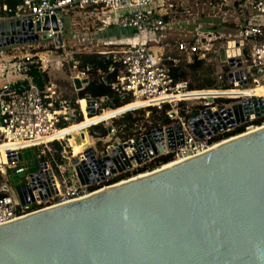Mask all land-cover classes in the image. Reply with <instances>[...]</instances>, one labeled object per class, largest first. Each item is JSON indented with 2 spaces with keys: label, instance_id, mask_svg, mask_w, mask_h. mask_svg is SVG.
Masks as SVG:
<instances>
[{
  "label": "built area",
  "instance_id": "1",
  "mask_svg": "<svg viewBox=\"0 0 264 264\" xmlns=\"http://www.w3.org/2000/svg\"><path fill=\"white\" fill-rule=\"evenodd\" d=\"M232 1L237 0H218V3L229 6ZM246 1L254 5L260 15L252 16L238 33L228 36L226 45L222 48L227 50L229 42L242 41L244 47L240 50L246 52L248 60L243 55L238 56L237 51L234 56H227V62L222 66L229 67V72L225 74L228 88L216 87L203 91H246L251 84L264 85V0ZM70 9L92 10L103 26H114L134 33L132 39L105 45L104 49H113L112 60L119 66V75L111 85L112 90L120 97L132 98L131 104L127 106L138 105V108L129 113L141 109L147 111L143 122L135 126L131 136L125 138L120 136L123 128L114 125L110 126L112 134L101 136L98 132L91 133L94 127L103 122L87 126L84 131L79 130L73 136L63 134L72 126L84 125L87 119L93 120L107 111L115 110L103 106L108 103L107 98L95 100L86 97L82 100L77 99L73 104L54 82H48L44 90H41L30 73L34 57L29 54L22 56L16 54L24 49V45L0 49L2 60L6 59V53L3 51L11 49L12 55L11 60L0 65V79L3 80L0 85V149L6 145L10 146L8 150H0V225L148 175L164 165L142 173L140 170L149 167L159 158L172 156L173 159L168 164L180 162L231 139L230 137L214 140L217 136L232 131L233 128L211 136L207 135L206 129L211 133V127L223 121L219 111L232 109L240 104L241 99L217 97L196 98L190 101L185 97L203 91H188L185 83L173 85L168 68V63L180 62L172 57L174 54L178 58H184L189 64L195 57L206 63H213L215 60L220 63V48L214 51L212 46L218 38L198 32L193 40L175 44L173 51H166L162 46L157 48L152 46L153 44L158 46L160 42L157 39L168 30L175 9L173 0H21L13 7L5 3L0 4V24L29 19L37 21ZM239 57L241 67L232 70L229 60ZM71 70L73 85L76 79L89 81L87 71L80 70L78 62H72ZM241 70L245 71L249 85L245 88L230 89L229 74ZM98 74L103 75L101 71H98ZM217 82L224 83L222 73L217 75ZM87 84L83 85L80 91L84 90ZM223 100H231L232 103L225 104ZM93 101L97 103L95 107L97 115L88 117L85 115L89 109L87 103ZM83 102L85 107L82 105ZM166 106L168 107L166 114L171 123L164 125L152 122L150 110L162 111ZM99 111H103V114H99ZM125 113L128 112L123 114ZM79 115L83 116V120L76 123ZM198 117L201 118V123L197 122ZM205 118H208L211 126ZM258 120L263 122L260 126L251 125L253 130L264 126V117L249 124ZM169 129H174L171 139L167 133ZM196 129L201 132L199 136L195 134ZM180 133L183 134V146L178 148ZM75 137H81L83 143L76 145ZM169 142L176 147L174 150L169 149ZM125 146L129 147V152ZM30 148L39 151L40 170L28 175L19 165V156L22 151ZM149 151L153 154L152 157H149ZM145 156L147 159L138 162L137 166L131 165L132 160L138 161ZM106 160L111 161L113 167L126 163H130V167L107 177L104 172L109 167H102L99 164L100 161ZM11 168L14 170L12 174L9 171ZM79 169L88 184L81 183ZM21 174L25 176L21 178L22 184L19 186H28L33 197V202L24 205L12 183V178L18 180ZM123 175L129 177L120 180ZM27 193L23 194V197Z\"/></svg>",
  "mask_w": 264,
  "mask_h": 264
},
{
  "label": "water",
  "instance_id": "2",
  "mask_svg": "<svg viewBox=\"0 0 264 264\" xmlns=\"http://www.w3.org/2000/svg\"><path fill=\"white\" fill-rule=\"evenodd\" d=\"M41 40L64 47L57 15L0 24V49ZM243 47L242 41L229 42L219 51L220 63L236 51L248 60ZM229 63L232 70L241 67L240 57ZM87 82L74 80L76 90ZM248 85L244 70L229 74L230 89ZM87 106L85 115L96 116L97 103ZM219 115L223 121L211 133L206 129L208 136L264 117V99H241ZM173 130L167 132L170 139ZM252 131L141 178L0 225V264H264V126ZM99 164L109 167L107 177L130 167ZM78 174L83 185L89 183L80 169ZM16 191L23 205L33 202L28 186Z\"/></svg>",
  "mask_w": 264,
  "mask_h": 264
},
{
  "label": "rangeland",
  "instance_id": "3",
  "mask_svg": "<svg viewBox=\"0 0 264 264\" xmlns=\"http://www.w3.org/2000/svg\"><path fill=\"white\" fill-rule=\"evenodd\" d=\"M175 1V9L172 13V18H170L168 30L162 37H160V39H157L160 42L158 46L155 44L152 45L154 48L162 46V48H164L166 51H173L175 44L183 41H191L197 36L199 32L204 35H213L218 38V40L214 41L212 45L214 47V51H216L218 48L221 49L224 45H226L228 36H234L236 33H238L239 29L244 26L245 20L249 15L248 10L241 12L239 8V5L243 4L242 2H244V0L242 2L241 0L232 1L229 6H223L219 4L218 0ZM63 15V12L57 13L61 24L63 40L66 42H64V46L68 48V51H65L64 48L57 50L50 41L41 40L38 43L24 45L23 50L21 49L20 52L15 53L19 56L29 54L32 57L37 58L38 63H40V67H42V70L46 72L50 80L59 84L64 96L70 97L72 96L73 92L68 85V82H70L69 79H71L73 73L71 70L73 56L79 53H92L98 51L103 52L105 50H103L102 47L100 50H97L98 48H96L94 42H91L90 38L86 41L79 38V40H77L78 43H75L71 28V19L66 18ZM76 20L80 25L79 27L89 29L83 31L84 33H93L97 28L100 27L98 19L94 16L89 19L79 16ZM13 48H15V46ZM40 49H42V51H39ZM10 50L5 51L6 59L2 60L0 58V65L6 64L7 61L11 60L12 55L10 54ZM214 62L217 66V76L222 73V65L218 60H215ZM262 88H264V85L251 84L248 86L247 90L253 91ZM235 102L236 101H233V103ZM135 112L136 111L130 113ZM106 113H108V111ZM123 116L124 114L116 117L115 119L107 120L100 125L109 129L110 126L113 125L114 120H118ZM75 143L76 145H80L83 143V139L81 137H75ZM21 156L22 161L19 165H21L28 175L35 174L40 170L38 149H26L21 152ZM9 171L12 174L14 170L11 168ZM21 184V178L13 183L15 187Z\"/></svg>",
  "mask_w": 264,
  "mask_h": 264
},
{
  "label": "trees",
  "instance_id": "4",
  "mask_svg": "<svg viewBox=\"0 0 264 264\" xmlns=\"http://www.w3.org/2000/svg\"><path fill=\"white\" fill-rule=\"evenodd\" d=\"M21 0H0V4H7L10 7H13L20 3ZM167 21V20H166ZM113 49H105L103 52H92V53H79L73 56L72 62L79 63L80 70H86L89 75V81L84 90L78 93L77 98L72 100L73 104L77 99H85L90 97L92 99L98 100L101 98H107L108 103L105 104V108L113 106L115 111L119 114L124 112L132 111L138 106H127L131 104L132 98L130 96L120 97L115 91L112 90L111 85L116 81L117 76L119 75V66L112 60L111 51ZM39 51H42L40 49ZM173 58H176L180 62L178 64L168 63V68L171 75V81L173 85L180 83L187 84L188 91H203V90H213L216 87L228 88L226 83L225 74L229 72L228 66H222V77L224 78V83L218 84L216 69L217 66L215 62L206 63L205 61L195 57L191 64L187 63L184 58H178L176 54L172 55ZM98 71L103 73L102 76L98 74ZM31 76L37 81L38 86L41 90H44L45 84L48 81V76L45 72L41 70L40 63H38L37 58L32 59L31 64ZM206 91L200 93L191 94L192 97H200ZM224 92V93H230ZM236 98V96H232ZM231 98V97H230ZM225 104L231 103V100H223ZM127 106V107H125ZM124 107V108H123ZM122 108V109H120ZM78 109V107H77ZM119 109V110H117ZM151 108H149L150 110ZM147 110H138L135 113H126L123 117L118 120L113 121V125L117 128L122 127L123 130L120 133L122 138L132 135V131L136 125L140 124L144 120V115ZM151 121L155 124L162 123L168 125L171 123L169 116L166 114L168 107L166 106L162 111L157 109H151ZM183 114V113H182ZM136 115V117H134ZM185 116V114H183ZM189 117V116H186ZM83 116L79 115L75 120L76 123L82 122ZM98 118L93 120L87 119L86 123L88 126L92 124H97ZM263 120H258L252 124H246L237 129H233L225 134L217 136L214 140L218 141L221 139H226L234 137L236 135L242 134L246 131L248 126H260ZM147 126V125H146ZM98 132L101 136H106L108 134L107 128L102 125L96 126L91 130V133ZM58 146V144H56ZM58 158V156H56ZM172 156L162 157L153 162L149 167H145L140 170V173L145 172L146 170H153L159 168L162 165H166L172 161ZM129 175H123L119 179L128 178ZM117 181V180H116Z\"/></svg>",
  "mask_w": 264,
  "mask_h": 264
},
{
  "label": "crops",
  "instance_id": "5",
  "mask_svg": "<svg viewBox=\"0 0 264 264\" xmlns=\"http://www.w3.org/2000/svg\"><path fill=\"white\" fill-rule=\"evenodd\" d=\"M242 1L243 0H241V2ZM174 2H176V1L174 0ZM242 3L243 4L239 5V8H240L241 12H244L245 10L249 11L248 12L249 15H248V17L245 20V24H244V26H245L246 24H248L247 22L252 16L260 15V12L254 5H251V3H249L248 1L244 0V2H242ZM63 13H64V15H63L64 17L71 19V28H72V31H73L74 42L75 43H78L77 40H79V38L83 39L84 41H86V40H88L90 38L91 42L92 43L94 42L96 48H98L97 50H100L101 47L103 48V50H105L104 49V48H106V47H104L105 45L108 46L109 44L122 42L124 40L132 39L134 37V33L126 32V31H124V30H122L120 28H117V27H114V26H106V27L103 26L100 23V20L98 19V16L92 10H84V11H82V10L70 9V10H67L66 12H63ZM79 16H83L86 19L92 18L93 16L96 17L98 19L99 23H100V27L97 28L93 33H84L83 31H86V29H88V28L79 27L80 25H79V23L76 20L77 17H79ZM60 27H61V24H60ZM80 32H83V33H80ZM62 38H63V36H62ZM83 40H81V41H83ZM50 42L53 43L52 41H50ZM64 42L65 41L63 40V43ZM65 47L66 46H64L63 48L65 49ZM54 48H56V47L54 46ZM56 49L59 50L61 48H56ZM3 52L6 53L5 51H3ZM221 65H223V64H221ZM41 70H42V67H41ZM43 72H45V71H43ZM0 81H1V83H0V85H1L3 83V80H0ZM69 81L70 82H68L69 83L68 85L70 86L73 94L70 97L69 96H65V97L70 99V100H73L74 98H77L79 92H77L78 90H76L75 85L72 84L71 79H69ZM48 82H53V81H51L50 78L48 77V81L46 82V84H48ZM54 83L57 86H59V84H57L56 82H54ZM194 98L196 99V97H194ZM188 99L192 100L193 98L190 97Z\"/></svg>",
  "mask_w": 264,
  "mask_h": 264
},
{
  "label": "bare ground",
  "instance_id": "6",
  "mask_svg": "<svg viewBox=\"0 0 264 264\" xmlns=\"http://www.w3.org/2000/svg\"><path fill=\"white\" fill-rule=\"evenodd\" d=\"M232 96H236V98H240V99H258V98H261V99H264V88L262 89H256V90H253V91H237V90H233V92H230V93H224V92H218V91H206L203 95H201L200 97L198 98H217V97H221V98H234ZM193 98L192 100L190 101H194V97H192L191 95L185 97V98ZM172 98V97H171ZM83 107H85V103L83 102L82 103ZM134 106H138V105H134ZM121 114L117 113L116 111H110L108 113H105L98 118L97 120V123L99 122H105L107 120H110L112 118H115L117 116H119ZM88 125L84 123V125H79V126H72L71 128L67 129L65 131V133L63 132V134H70L71 136L75 135V133L79 130H82L84 131L85 128L87 127ZM258 130V129H257ZM257 130H254V131H257ZM252 131V132H254ZM10 148V146H4L2 147L0 150H8ZM181 162V161H180ZM178 163V162H176ZM176 163H172L170 164L169 166L171 165H174ZM167 168V167H166ZM143 177V176H141ZM139 177V178H141Z\"/></svg>",
  "mask_w": 264,
  "mask_h": 264
},
{
  "label": "flooded vegetation",
  "instance_id": "7",
  "mask_svg": "<svg viewBox=\"0 0 264 264\" xmlns=\"http://www.w3.org/2000/svg\"><path fill=\"white\" fill-rule=\"evenodd\" d=\"M246 124H249V123H245V124H238V125H236L235 127H233V129L240 128V127H242V126H245ZM248 127H250V126H248ZM248 127H247V128H248Z\"/></svg>",
  "mask_w": 264,
  "mask_h": 264
}]
</instances>
